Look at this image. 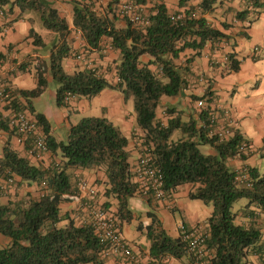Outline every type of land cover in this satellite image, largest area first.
<instances>
[{"label":"trees","instance_id":"16d2710c","mask_svg":"<svg viewBox=\"0 0 264 264\" xmlns=\"http://www.w3.org/2000/svg\"><path fill=\"white\" fill-rule=\"evenodd\" d=\"M70 1L72 28L80 33L88 49L99 50L103 47L101 42L107 39L111 49L118 53L114 79L104 77L92 67L73 72L65 69V58L74 52L70 37L73 29L49 0H0L1 8L11 10L16 6L20 14L37 11L45 28L56 36L47 63L35 64L36 87L19 90L8 87L9 106L26 111L27 105L20 98L30 104L47 87L49 76L56 87L57 106H67L75 97L91 99L105 88L119 91L125 101L132 98L135 126L142 132L136 137L137 147L143 145L160 166L165 197L179 186L189 184L188 198L201 200L212 208L204 227L210 263L264 264V168L260 171L257 167L244 166L235 170L228 165L231 159L250 157L249 147L246 152L240 150L243 141L248 146L250 141L229 125L231 119L225 111L212 106L214 95L210 86L201 95H190L193 107L176 108L167 100L179 98L188 89L194 56L200 55L207 44L212 49L220 48L219 44L224 45L229 39L205 16L222 0H200L197 13L193 0H177L180 9L176 12H184L178 21L171 20L163 0H150L153 6L146 27L128 20L117 26L119 0H109L104 14L95 10L93 0ZM253 7L264 8L263 0H254ZM246 16V10L235 14L241 22ZM29 36L35 46H45L34 29H30ZM187 49L195 53L182 62L181 55ZM3 55L0 53V57ZM223 64L228 72L237 71L239 60L234 52H227ZM200 99L204 105L197 110L195 103ZM158 110L168 116L166 122L158 117ZM212 115L217 117L213 122ZM221 118H227L224 123L230 131L223 140L210 134ZM34 119L42 127L51 155L59 158V162L53 160L43 168L33 164L28 153L21 155L8 140L4 143L0 158V198L11 186L6 184L3 188L8 178H13L15 183H36L40 192L34 197L0 201V234L7 239L0 247V264H105L106 247L93 227L88 222H77L68 214L61 215L60 205L79 196L74 170L98 169L105 174V179L99 181L103 195L117 201L118 221H129L132 212L128 199L140 195L130 162L129 140L116 124L103 116L81 117L60 141L49 136L50 126L43 114H36ZM0 128L8 132V137L13 135L5 121H1ZM175 131L179 135L173 138ZM19 144L28 151L31 140ZM200 145H208L213 153H202ZM258 154L264 160V138ZM243 173L248 178H238ZM241 198L246 203L233 212V204ZM109 205L105 202L104 207ZM148 217L145 233L150 241L151 264H161L163 257H186L187 242L180 235L170 236L154 212L149 211Z\"/></svg>","mask_w":264,"mask_h":264},{"label":"crops","instance_id":"0c3cea01","mask_svg":"<svg viewBox=\"0 0 264 264\" xmlns=\"http://www.w3.org/2000/svg\"><path fill=\"white\" fill-rule=\"evenodd\" d=\"M49 1L61 15H64L68 19L69 28L73 29L70 32V36L73 35L75 37L74 34H78V32L72 28V8L70 7L69 14L67 15L66 12L68 11L63 10L66 7L65 5H60V7L55 6V3H60L61 0ZM199 1L197 0L196 2L199 3ZM163 2L166 4L169 12L173 11L169 7L173 6L174 0H163ZM175 3L177 4L174 6V11H177L180 8L177 0H175ZM147 4L152 7V3ZM245 10L247 16L241 22L235 17V14ZM205 16L214 28L222 30L229 35V39L224 41V45L223 43L219 44L220 48L216 47L212 49L210 44H207L200 55L194 56L190 63L192 74L189 78L192 77L196 81L197 76H203L205 79L203 82H200L201 84H198L197 88H195L196 84H193V87L189 85L188 89L179 98H174L175 101L170 100L169 104L176 105L175 102H178V99L189 93H194L197 96L201 95L202 89L210 86L214 95L212 106L215 105L217 108L223 110V112L225 111L226 116L231 119V124L229 125L234 129H238L250 141L249 148L252 150L250 157L246 160L231 159L228 165L235 170H240L244 166L256 167L258 163L262 162V159L260 158V160L256 161L253 158L252 160V156L260 152L262 139L264 138V8H251L247 4V0H222L214 6L213 12L205 14ZM224 24H228L229 26L226 28ZM122 25H124L123 20L121 21ZM31 28L34 29L33 16L28 11L20 14L16 6H13L11 10L8 7H0V53L4 54L3 57H0V80L5 82L8 87L16 90L33 89L36 87L35 64L37 61H45L47 63L51 53L50 45L56 43L55 33L50 31L49 34L43 36L34 29L45 43L43 47L35 46L33 38L29 36ZM82 41V38H78L72 42L74 52L65 58V69L73 72L78 68L92 67L98 69L100 73L104 74V77L108 78L107 73L114 70L118 53H116L113 63H110L109 50L111 47L108 42L104 44L103 40L101 42L103 47L99 50H90L84 41ZM227 52H234L236 54V58L239 60L237 71L228 72L225 69L223 57ZM194 53V50H185L181 55V61H185L186 58L193 56ZM76 54H80V57L78 55L75 56ZM143 59L145 61L148 60L147 57ZM153 67L151 65V68ZM51 82L52 80L49 76L48 85L42 93L46 91ZM41 95L37 99L40 100ZM51 95L56 109L48 110L47 107L43 109L40 105L33 107L32 101L29 104L23 97L20 98V101L27 105L25 110L30 117L35 118L38 113L44 115L50 126L49 136L54 137L56 141L64 140L69 127L75 124L81 117H106L116 124L128 138V147L131 149L130 162L132 167L135 165L139 156L136 137L137 135H142V132L135 126L133 109L127 107V101H125L119 91L105 88L91 99L75 97L64 109L56 104L55 90L51 92ZM17 101H19L18 94ZM182 107H185V104ZM226 119L221 118L220 120L225 124ZM0 132H3L2 137H0V158L2 156L3 145L7 140L21 155L27 156L24 145L17 143L13 136L8 137L7 131L0 128ZM210 153H213L212 149ZM51 157L50 153L42 160H36L31 157L30 161L35 165L47 168L53 161ZM77 175L84 177L89 183L95 185L98 202L102 205L105 202H109L108 209L116 213L117 201L115 199H107L103 195V185L99 183V181L105 179V174L102 170H74V184ZM16 181H19L18 177H16ZM189 190L190 185L183 184L175 191H172L163 201L153 198L149 199L142 195L130 197L128 199V206L132 212V218L129 221L119 222V225L121 234L131 249L133 261H126L112 254H105V264H151L152 259L148 253L150 243L147 244V242L141 241L143 234H145L146 225L150 222L148 217L149 211L157 215L162 223V227L172 237L179 236L178 225L180 223H183L187 228L197 226L204 228L205 221L211 213V208L203 202L200 203L199 200L189 199ZM39 192L40 188L36 183L19 181L15 186H9L5 189V194L0 198V201L1 203H7L30 196L34 197ZM78 198L80 199L79 196ZM78 198L71 202L62 203L60 205V213L61 215L68 214L80 223L77 216L78 212L75 211L76 207L80 205ZM178 199H188V202L179 203ZM175 209L183 212L186 221L176 219L173 212ZM0 243L2 246L7 243V239L1 234ZM188 259V255L182 259L165 257L161 264H186Z\"/></svg>","mask_w":264,"mask_h":264},{"label":"built area","instance_id":"2783aa9c","mask_svg":"<svg viewBox=\"0 0 264 264\" xmlns=\"http://www.w3.org/2000/svg\"><path fill=\"white\" fill-rule=\"evenodd\" d=\"M154 1V0H153ZM197 13L200 10L199 3L193 0ZM254 0H247L249 7H253ZM140 0H119L118 13L119 16L141 27H146L149 24V15L151 10L146 9L145 5ZM172 21H178L184 17L183 11L169 12ZM79 33V32H78ZM80 35V33H79ZM80 37V36H79ZM160 70V69H159ZM202 82L204 78L198 76L196 78ZM201 92H205L202 89ZM69 98V96H67ZM66 98V99H68ZM10 91L5 82L0 80V123L5 121L8 127L12 130V136L17 143H25L31 140V146L27 151L30 157L36 160H42L50 150L46 144V137L42 131V127L38 122L29 116L26 111L16 109L10 105ZM203 100H198L195 107L199 110L203 107ZM9 106V107H6ZM6 107V108H5ZM8 108V109H7ZM216 115H212L211 122L216 119ZM210 134L217 135L219 140L227 138L230 134L229 128L226 124L218 121L216 127L210 130ZM3 132H0L2 137ZM247 142L243 141L240 150L246 152L248 149ZM145 147L140 145L138 147L139 156L132 167L135 173V181L138 184V192L144 197L152 196L158 201L165 200V193L162 189L163 177L160 166L154 163L149 152L145 151ZM238 178H248L246 173L240 174ZM13 178H8L3 184L5 189L6 184L15 186ZM75 185L80 197V206L86 211L88 216V223L93 227L95 234L99 241L106 247L104 254H112L126 261H133V256L129 244L125 241L120 231L119 221L114 212L105 209L97 200V188L95 185L89 183L84 177L77 175ZM179 235L182 240L187 242L188 262L186 264H211L207 259V250L205 246L206 232L204 228L191 227L187 228L183 223L178 225ZM160 263L165 257L161 258Z\"/></svg>","mask_w":264,"mask_h":264},{"label":"rangeland","instance_id":"374dc122","mask_svg":"<svg viewBox=\"0 0 264 264\" xmlns=\"http://www.w3.org/2000/svg\"><path fill=\"white\" fill-rule=\"evenodd\" d=\"M94 1V7H95V10H97L98 12H100V13H103L104 14V12H105V7L107 6V4H108V2H109V0H93ZM147 1V3H152L150 0H146ZM150 1V2H149ZM197 1V0H196ZM71 1L70 0H61L60 1V3H55V6L56 7H60V5H65L67 8H69V9H67L66 7L65 8H63V10H66V11H68V12H66V14L68 15L69 14V11H70V7L72 8V6H71V3H70ZM145 4L146 6H147V8L146 9H149V8H151V6H149L148 4ZM177 3H175V0H174V3L172 4L173 6H170L169 8H170V10H173L174 11V6L176 5ZM152 6H153V3H152ZM116 11L118 12V5H116ZM173 11H171V12H173ZM32 16H33V27H34V29L39 33V34H41V35H43V36H46L47 34H49L50 33V30H48L47 28H45V26L43 25V23H42V20H41V18H40V15H39V13L37 12V11H33V10H29L28 11ZM110 16H112V14L110 15ZM68 20V19H67ZM123 20V22H125V20L124 19H122L120 16H119V19L116 21V25L117 26H121V21ZM52 34V33H51ZM75 35V37L72 35V36H70L71 37V40H72V42L73 41H75L76 39H80L81 37H79L80 35H79V33L77 34H74ZM77 36V37H76ZM83 42V41H82ZM108 42V40L107 39H104V44H106ZM116 53L117 52H115V51H113L112 49H110L109 50V55H110V58H111V61H110V63H113V60L115 59V56H116ZM186 60V59H185ZM182 62H184V61H182ZM114 70H112V71H110V72H108L107 73V77L109 78V79H114L113 78V76H114ZM198 77V76H197ZM203 77V76H202ZM194 79H195V77H194ZM205 79V78H204ZM203 82V81H202ZM190 85L193 87V84L195 85L196 84V86H195V88H197L199 85V81L197 80V81H194L193 79H192V77L190 78ZM201 84V83H200ZM54 87H55V85H54V83L53 82H51L50 84H49V86H48V88L46 89V91L44 92V93H42V95L41 94H39V95H41L42 97H41V99L39 100V99H37V97H39V95L36 97V98H32L31 99V101H32V104H33V107H37V106H41V107H43V109H45L46 107L48 108V110L49 109H56V106L54 105V99L52 98V95H51V92L52 91H54L55 89H54ZM205 90V89H204ZM189 91H191V90H189ZM188 92V91H187ZM202 93H204V92H202ZM191 94H194V93H189V94H186L184 97H182L181 99H178V102H175L176 103V108H180V109H182V108H186V107H193V101L191 100V98H190V95ZM168 101H170V100H172V101H175L174 100V98H171V99H167ZM183 104H185V107H182L183 106ZM175 105V104H174ZM62 107V109H64L66 106H61ZM127 107L129 108V109H133V100H132V98H129L128 100H127ZM198 110V109H197ZM72 116H73V114H72ZM158 117L160 118V119H162V118H164V119H162V121L163 122H166V120H167V118H168V116L165 114V112H163L162 110H158ZM179 135V131H175L174 132V134H173V138H175L176 136H178ZM1 143V142H0ZM199 149H200V151L202 152V153H204V154H208V153H210V151H211V148L208 146V145H200L199 146ZM52 158V160H55L56 162H59V158H53V156L51 157ZM253 158L257 161V160H260V156H259V154L257 153L256 155H254V156H252V160H253ZM256 167L260 170V171H262L263 170V168H264V160H262V162H260V163H258L257 165H256ZM79 199V198H78ZM179 203L180 202H184V201H186V202H188V199H178L177 200ZM81 201H80V199H79V204H81L80 203ZM199 202L200 203H202V201L201 200H199ZM246 203V199L245 198H241V199H239V200H237L234 204H233V207H232V211L234 212L237 208H239V207H241V206H243L244 204ZM78 204V203H77ZM78 204V205H79ZM102 205V204H101ZM103 207H104V205H102ZM207 206H209V205H207ZM210 208H211V206H209ZM77 209L75 210L76 212H78V214H77V216L79 217V219L78 220H80V222H87L88 221V216H87V213H86V211H84L83 209H82V207L79 205V207H76ZM105 208V207H104ZM105 209H108V208H105ZM109 210V209H108ZM211 210H212V208H211ZM111 212H114L115 213V211H112V210H110ZM174 212V216L176 217V219H182L183 221L185 220L186 221V218H185V216H184V214H183V212H181L179 209H175V211H173ZM78 222V221H77ZM167 223V222H166ZM141 241H144V242H147V244H149L150 243V241H149V239L147 238V236H146V233L145 234H143V236H142V238H141ZM0 247H2V245H1V243H0ZM254 259V261H256V258L254 257L253 258Z\"/></svg>","mask_w":264,"mask_h":264}]
</instances>
